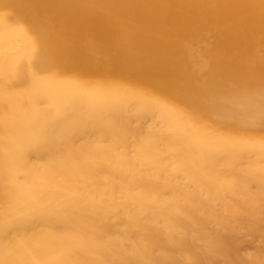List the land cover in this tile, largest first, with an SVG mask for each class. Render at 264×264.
<instances>
[{
	"label": "bare ground",
	"instance_id": "bare-ground-1",
	"mask_svg": "<svg viewBox=\"0 0 264 264\" xmlns=\"http://www.w3.org/2000/svg\"><path fill=\"white\" fill-rule=\"evenodd\" d=\"M0 264H264V0H0Z\"/></svg>",
	"mask_w": 264,
	"mask_h": 264
}]
</instances>
